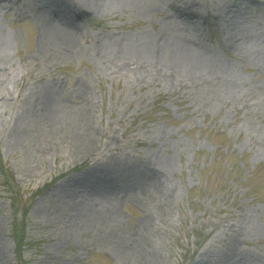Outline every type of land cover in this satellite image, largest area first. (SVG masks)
Here are the masks:
<instances>
[{
    "label": "rangeland",
    "instance_id": "374dc122",
    "mask_svg": "<svg viewBox=\"0 0 264 264\" xmlns=\"http://www.w3.org/2000/svg\"><path fill=\"white\" fill-rule=\"evenodd\" d=\"M253 1L0 0V264H264Z\"/></svg>",
    "mask_w": 264,
    "mask_h": 264
},
{
    "label": "bare ground",
    "instance_id": "6f19581e",
    "mask_svg": "<svg viewBox=\"0 0 264 264\" xmlns=\"http://www.w3.org/2000/svg\"><path fill=\"white\" fill-rule=\"evenodd\" d=\"M254 2H255V1H253V0H239V3H240V4H245V3H248V4H254ZM179 13H180V15H182V14H186L183 10H180ZM229 21H230V23L233 22L232 19H230ZM142 178H143V177H138V178H136V179L134 180V182H136V181H137V182H138V181H141ZM129 181H131V180H129ZM111 185L119 186V182H115V181H113V182H111ZM132 245H133V244H132ZM134 248L139 250V249L141 248V247H140V243H138V245H137V242H136V246H135Z\"/></svg>",
    "mask_w": 264,
    "mask_h": 264
}]
</instances>
